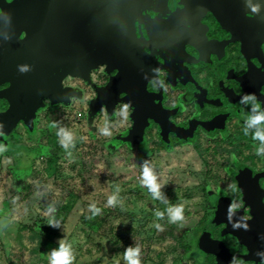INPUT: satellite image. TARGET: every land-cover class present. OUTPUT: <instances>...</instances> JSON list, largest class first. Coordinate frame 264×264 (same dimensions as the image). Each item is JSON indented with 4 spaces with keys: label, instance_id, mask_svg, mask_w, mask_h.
Returning a JSON list of instances; mask_svg holds the SVG:
<instances>
[{
    "label": "rangeland",
    "instance_id": "obj_1",
    "mask_svg": "<svg viewBox=\"0 0 264 264\" xmlns=\"http://www.w3.org/2000/svg\"><path fill=\"white\" fill-rule=\"evenodd\" d=\"M68 105L46 101L30 137L19 125L0 138V264H50L60 239L72 245L73 264H127L128 246L140 247L141 264H199L212 192L229 182L227 144L190 136L132 146L122 140L131 122L124 104L112 116ZM61 128L72 136L67 149ZM145 160L161 185L159 199L142 183ZM113 195L117 202L109 206ZM93 204L100 209L97 229L84 219ZM174 205L184 206V219L171 223L166 210ZM52 219L59 227L48 225Z\"/></svg>",
    "mask_w": 264,
    "mask_h": 264
},
{
    "label": "flooded vegetation",
    "instance_id": "obj_2",
    "mask_svg": "<svg viewBox=\"0 0 264 264\" xmlns=\"http://www.w3.org/2000/svg\"><path fill=\"white\" fill-rule=\"evenodd\" d=\"M140 10L141 17L133 20L135 42L157 66V78L147 83V90L160 93V104L172 111L168 120L175 127L191 129L194 140L223 141L231 150L225 155L229 182L223 192H212L209 241L198 255L199 264H230L233 258L240 264H264L256 255L264 252V155L255 152V128L247 136L243 131L251 103H240L244 94L254 93L264 108V0H144ZM184 12L191 27L186 21L169 25L168 19ZM157 16V24L142 19ZM186 41L197 43L202 54L185 45L180 56L186 62L180 65L167 45ZM6 108L0 99V112ZM147 138L185 140L169 133L162 141L152 121L144 132Z\"/></svg>",
    "mask_w": 264,
    "mask_h": 264
},
{
    "label": "water",
    "instance_id": "obj_3",
    "mask_svg": "<svg viewBox=\"0 0 264 264\" xmlns=\"http://www.w3.org/2000/svg\"><path fill=\"white\" fill-rule=\"evenodd\" d=\"M143 3L144 0H0V87L7 85L0 90V99L7 104L0 112V138L10 135L18 124L34 133L36 115L46 101L68 104L70 98L80 97V91L64 88L62 80L71 76L89 82L90 72L99 66H105L108 75L116 73L103 87L95 89L89 113L94 115L104 109L112 116L118 104H125L130 109L131 126L122 136L123 141L140 145L149 121L158 126L164 142L169 133L179 139L190 136L191 129L182 130L169 122L172 111L161 106L160 93L147 90V83L157 78V66L135 42L133 20L141 17ZM188 16L184 12L167 22L189 24ZM157 18L142 19L157 24ZM5 35L10 39L5 40ZM186 42L189 43L167 45L169 54L180 65L186 62L180 56L185 53V45L202 54L197 43ZM20 66L28 70L22 72Z\"/></svg>",
    "mask_w": 264,
    "mask_h": 264
},
{
    "label": "clouds",
    "instance_id": "obj_4",
    "mask_svg": "<svg viewBox=\"0 0 264 264\" xmlns=\"http://www.w3.org/2000/svg\"><path fill=\"white\" fill-rule=\"evenodd\" d=\"M253 11H257L256 8H253ZM8 21L10 23V15L8 16ZM5 40L10 39L7 35L4 36ZM20 71H27V66H20ZM240 103L247 106L249 103H251V108L249 111V114L247 116V119L244 122L243 131L244 134L247 136L249 135V129L255 128V131L252 133V139L255 141H259V146L256 147L255 152L257 155H264V108L260 107V102L257 100L254 93H247L244 94L241 97ZM0 128H2V125H0ZM63 133V139L61 141L62 146L67 149L68 144L72 140V136L69 132H67L65 129L61 128L60 132ZM104 134H109L107 132V129L104 130ZM0 151H4V148L2 145H0ZM142 183L145 187L148 188L149 192L152 194L154 199L160 198V189L161 185L157 182V176L153 170V168L148 166V161L145 160L142 165ZM117 202V197L115 195L110 196L108 199V205L109 206H115ZM90 209L92 210L94 215H97L100 213V209L96 208L95 205H91ZM183 205H174L167 208V213L169 217V222L176 223L178 221H181L184 219L183 217ZM49 213L53 212L54 209L49 207L48 209ZM157 219H164L165 213L156 211L155 213ZM50 227H59V222L55 221L54 219L49 221L48 224ZM155 227L157 230L162 231L163 228L160 224H156ZM261 239H264V237H261ZM140 252L141 249L139 246L132 247L128 246L125 249V260L127 264H141L140 260ZM50 264H73L74 260V254L72 245L68 243L65 239L59 240V246L56 249H53L50 252ZM257 256L264 259V252H258L256 254ZM230 264H240L236 258H233V260L230 262Z\"/></svg>",
    "mask_w": 264,
    "mask_h": 264
},
{
    "label": "built area",
    "instance_id": "obj_5",
    "mask_svg": "<svg viewBox=\"0 0 264 264\" xmlns=\"http://www.w3.org/2000/svg\"><path fill=\"white\" fill-rule=\"evenodd\" d=\"M107 81H108V74L105 71V66H99L97 69L92 70L89 74V82L71 76H67L66 78H64L62 80V86L64 88H72L75 89L76 91H80L79 98L70 99L68 105L70 110L76 112L79 109H88L90 101L93 100L96 96L95 89L98 87H103L107 83ZM126 108L128 110L127 106ZM101 111L100 113L103 114V112Z\"/></svg>",
    "mask_w": 264,
    "mask_h": 264
},
{
    "label": "trees",
    "instance_id": "obj_6",
    "mask_svg": "<svg viewBox=\"0 0 264 264\" xmlns=\"http://www.w3.org/2000/svg\"><path fill=\"white\" fill-rule=\"evenodd\" d=\"M48 161H49L50 164L54 163L56 161V157L53 155V156L49 157ZM69 209H70V207H68V206L62 207V210H67L68 211ZM97 218H98V214L94 215L93 212H90L88 215H86V217L84 219H85V222H86V224L88 225L89 228L97 229L98 228V220H97ZM99 225H100V223H99ZM44 233L48 237H51V235L54 236V237L58 236L57 233H52L51 231L46 230V229H45Z\"/></svg>",
    "mask_w": 264,
    "mask_h": 264
}]
</instances>
